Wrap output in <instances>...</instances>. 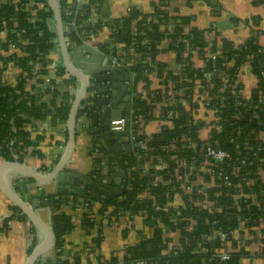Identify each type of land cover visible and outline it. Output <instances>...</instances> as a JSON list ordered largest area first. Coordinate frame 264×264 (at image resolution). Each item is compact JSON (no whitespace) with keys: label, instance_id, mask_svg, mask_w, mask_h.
Listing matches in <instances>:
<instances>
[{"label":"built area","instance_id":"2783aa9c","mask_svg":"<svg viewBox=\"0 0 264 264\" xmlns=\"http://www.w3.org/2000/svg\"><path fill=\"white\" fill-rule=\"evenodd\" d=\"M21 0H13L18 4ZM88 0H68L66 6H62L60 0H48L47 4L54 9L55 2L60 14H64L67 23H63L64 40L67 47L69 45L76 47L79 44H86L100 50L108 55L114 64L127 67L132 72L134 77V101H144L149 106L150 112L146 118L142 114H137L132 109L131 118V140L133 141V149L138 160L141 163L138 166H130V178L135 174L145 176L147 179L142 185L144 188H131V179L129 181L127 191H134V198H128L124 193L119 202H127L130 206L127 209L119 208L116 205H105L103 203L107 196L100 195L96 197L97 202L102 204L100 211L94 210V201L90 198H69V204L73 210L87 214L92 220L99 218L115 219L126 218L135 220L140 218L145 223L149 224L153 232L155 227H161L165 230V237L168 239V231H178L182 238L180 224H187L188 231H193L199 223L208 226V230L203 232L199 239L200 250L210 256V260L219 262L229 261L233 254L240 253L242 250H250L252 247L257 250L259 255L264 254V157L258 153L264 150V132L260 133L256 140H259L258 148L252 146H244L249 154L243 155L239 150L222 148V139L216 140L215 136L224 128L223 106L228 96V92L236 94V84H229L228 74L220 73L216 68L204 73V78L184 76L183 70L187 66L185 58L192 48L184 39L185 49L180 55L181 59L177 70H172L169 67L165 71L172 72L173 76H178L175 80L166 76L164 73L163 90L156 89L150 80V73L155 69L158 70L156 64L152 62L150 56H143L142 53L136 52L134 45L126 47V52L116 53L108 51L107 46L100 45L96 47L89 40L94 38L96 33L91 32L82 39V43H76L70 38L72 30L82 27V23L77 22V10L71 8V5H82ZM8 0H0V6L7 4ZM21 4V3H20ZM45 2H35L30 0L24 4L25 11L29 13L28 20L35 24L38 18V10L44 9ZM78 7V6H77ZM55 10V9H54ZM56 13V12H55ZM94 13V12H93ZM111 17H102L104 22L110 21ZM18 22V19L15 18ZM89 22H95L93 14L88 19ZM50 22V21H49ZM11 30L6 26L0 27V68L3 69V83L10 86H16L20 79L27 77L25 72L17 63V56H26V51L21 47L27 44V39L23 37L17 26ZM174 21L167 24L163 29L166 32H172L174 29ZM112 28V27H111ZM113 37L114 36V29ZM136 32V28H134ZM10 33H15L17 40L10 38ZM42 35L43 32L40 31ZM67 34V35H66ZM210 31L205 33V38L209 45L214 40L209 38ZM58 39H53L54 47L49 51L46 57L50 60L47 66H44L39 61H31L34 65L32 75L29 76L25 83V90L31 94H40L44 91L45 86L50 85L53 89L61 92L68 91L73 96L72 106L82 87V80L66 68L59 59L53 58V52L58 46ZM171 39L167 36L163 39L160 47L163 44H170ZM7 43V47L3 44ZM197 52V51H196ZM132 54V58L127 57ZM187 55V56H186ZM204 62L202 65L195 66L204 70L207 67L210 59L215 60L216 55L212 52L211 47H206ZM2 56H13L6 63L1 59ZM14 65L19 69V77L16 84H12L7 80V70L10 65ZM137 64H144L151 67L147 71V80L139 78V74L133 67ZM47 68L48 73L42 74L41 69ZM64 71L61 72V69ZM97 75L87 74L88 90L79 105V110L84 112L78 116L79 119L89 121L90 114L86 111H91L95 106L98 98L97 89L103 86L111 87V81L98 82ZM215 78L222 79V85L219 88L215 87ZM41 79L42 81H38ZM65 80H72L70 83H65ZM33 81L34 91L29 88V83ZM39 87V89H37ZM61 98H58L60 101ZM216 100L222 102L221 105ZM243 107L242 102H239L236 107ZM134 107V105H133ZM187 116V121L180 126L176 125L175 119L181 115ZM242 117L241 114H234L232 118L237 120ZM157 119L160 121V133L158 136H164L163 132L171 131L167 140L164 138V143L153 146L154 137L148 135L145 126L148 121ZM126 124L125 118L113 119L111 127L113 131L124 130ZM89 126V123L83 127ZM194 128L193 131H176L177 127ZM163 130L165 131H162ZM31 130V129H30ZM206 133L204 134V132ZM242 128L239 129L241 133ZM256 132V131H252ZM140 135L142 139L138 140ZM31 138L34 136L31 134ZM162 138V137H161ZM15 140H11L9 145H13ZM32 148V147H30ZM28 148V149H30ZM239 149V147H236ZM27 149V151H28ZM27 154L26 151H15L14 157L19 158L20 155ZM92 155L96 158L106 157L99 143L94 144ZM26 156V155H25ZM238 160V164L234 159ZM241 164L243 167L255 165L256 170L247 169L240 171ZM235 178V179H233ZM101 181L102 177L99 178ZM96 202V203H97ZM105 206V207H104ZM104 209V210H103ZM103 210V211H102ZM159 212L160 216L149 219L150 211ZM194 211L195 214L191 212ZM116 212V213H115ZM174 226L167 225V221ZM224 219V221L222 220ZM237 222L236 227H226V222ZM167 232V233H166ZM216 241L219 247L211 249L207 246L209 242ZM206 244V245H203ZM180 246V244H178ZM173 246L167 251L173 250ZM253 249V251H254ZM122 260V259H121ZM137 264H147L144 261H138Z\"/></svg>","mask_w":264,"mask_h":264},{"label":"trees","instance_id":"16d2710c","mask_svg":"<svg viewBox=\"0 0 264 264\" xmlns=\"http://www.w3.org/2000/svg\"><path fill=\"white\" fill-rule=\"evenodd\" d=\"M30 0H21L20 3L16 4L13 0H8L7 4L0 6V27L6 26L9 29H13L15 23H17L18 30L22 33L23 37L27 39V44L21 45V47L26 51V56H17L16 63L27 72L28 76L20 79L16 86H10L3 83L2 73L3 69L0 68V154L8 162H22L24 160V155H20L19 158L14 157L15 151H26L30 147H37L41 136H36V138H31L30 126H35L36 121H43L48 118L56 123L59 120H68L70 118L73 96L70 95L68 91L61 92L57 89H53L50 85L45 86L44 91L40 94H31L25 90V83L28 77L32 75L31 61H39L44 66L50 62L46 57L49 51L54 47L55 43L53 39H59V32L55 28L56 13L55 10L47 4L48 0H33L35 2H45L46 6L42 10H38L39 20L32 24L28 20L29 13L25 11L24 4L28 3ZM68 0H60L61 5L66 6ZM162 2H167L168 0H161ZM102 0H88L86 4L82 5H71V8L77 10V22L82 23V27L76 30H72L70 38L76 43H82L84 36L90 34L91 32L98 33L105 26H110L114 29V36L116 40L126 43L127 47L134 45L136 52L142 53L143 56H150L152 62L155 61L157 54L160 52V44L163 39L167 36L171 39L169 47L177 50L182 55V51L185 49L184 39L188 40L189 45L193 49H198L200 54H205L206 47H211L212 52L216 55L215 60L210 59L208 61L207 67L202 71L195 68L192 65V60L190 56L185 58L187 66L184 68V76L187 77H200L204 78V73L211 71L216 68L220 73H227L229 84H236V80L239 76V72L243 64L250 63L253 73L257 76L258 83L253 89L250 99L242 98L239 93V86L237 85L235 90L236 94L228 92V96L224 102L222 108L224 117V128L221 132H218L215 136L216 140L222 139V148L239 150L243 155H247L249 151L244 148V146H252L258 148L259 140L256 137L262 132H264V45L260 44L258 39V34L253 33V35L248 38L242 44H235L234 42L221 38L218 39V34L216 39L209 45L205 38V33L210 30H199L193 29L189 34H186L183 29V24L186 18L180 17L178 15L170 13L166 9L158 8L153 15L145 14L141 12L138 8L132 7L127 15L121 18H113L110 21L104 22L103 20H98L97 22H89L88 19L92 16L93 12L101 13ZM264 0H255V4H261ZM78 6V7H77ZM63 23H67L69 19H66L65 15L61 14ZM18 19V22L15 21ZM50 21V22H49ZM174 21V29L172 32H166L163 29L167 24H171ZM136 28V32L134 31ZM40 31L43 34H40ZM67 35V34H66ZM10 38L17 40L15 33H10ZM3 47H7V43L3 44ZM130 59L132 54L128 55ZM13 56H2L1 59L6 63L11 60ZM139 74V78L146 79L147 71L151 69L150 66L144 64H137L133 67ZM159 72L161 74L166 73V66L163 64L158 65ZM64 68L61 69V72ZM166 71V72H165ZM41 73H48L47 68L41 69ZM169 78L175 80L178 76H173L172 72L168 71L166 73ZM38 81H42L38 79ZM72 80H65V83H70ZM221 78H215V89L222 85ZM47 96H50L48 98ZM58 98H61L58 101ZM92 107V110H96L98 104ZM219 105L222 104L220 100H216ZM239 102H242L243 107H236ZM134 112L137 114H142L146 118H150L148 113L150 112L149 106L146 102L136 101L134 103ZM86 111L91 115L93 111L86 109ZM84 111L79 110L78 116H80ZM234 114H241L240 119L232 118ZM176 125L186 123L187 116L181 115L179 118L175 119ZM242 128L241 133L239 129ZM193 131L194 128L177 127L173 132L176 131ZM92 131V130H91ZM252 131H256L253 132ZM171 131H165L161 137L156 136L153 139V146L164 143V138L167 140ZM93 134V133H92ZM140 140L142 137L137 136ZM11 140H15L13 145H9ZM239 147L237 149L236 147ZM252 152V151H250ZM247 155L252 158L251 154ZM35 153L39 154V150L35 149ZM260 156L264 157V150H260L258 153ZM130 166H138L141 160L137 159L135 152H130L127 156ZM102 159L97 158L95 162V170L92 173V177L96 180H100L102 177ZM234 162L238 164V160L235 158ZM250 169L253 174L256 170V166H245L241 164L240 171ZM145 176L135 174L131 177V188H144L142 185L146 181ZM235 179V178H233ZM93 192H95L93 190ZM97 193V192H96ZM134 191H127L125 195L128 198H134ZM101 194L97 193V197ZM68 199L57 198L55 202L52 203L53 210H55L52 216V226L55 231V249L57 251L58 259L57 264H81L80 259L74 261H69L63 259L62 250L64 247L63 234L65 231L70 230L73 227L71 217L64 211L59 212L61 207L68 203ZM103 203L105 205H116L119 208L127 209L130 206L127 202H119L117 198L106 197ZM105 207V206H104ZM104 210V209H103ZM102 210V211H103ZM116 213V212H115ZM195 214L194 211L191 212ZM160 216L159 212L155 210L150 211L149 219L157 218ZM12 217L22 218L23 215L17 209ZM167 225L173 227L172 223ZM224 221V219H222ZM65 223L66 229L61 230L60 224ZM97 221L92 220L87 214L83 215V227L92 229L95 227ZM226 227H236L237 222H226L224 223ZM188 225L180 224L182 231V238L180 246H177L173 250L168 252L170 249L168 244V239L164 236L165 230L161 227H155L153 235L146 241L140 244L134 245L127 249L123 259L119 260L117 257L106 261L99 259L98 264H137L138 261H144L147 264H213L210 256L203 253L197 252L200 250L199 239L203 232L208 230V226L199 223L193 231H188L186 228ZM151 244L152 247L148 245ZM206 245V244H203ZM211 249L219 247L213 246L211 242L207 244ZM242 251L238 254L232 255L231 259L226 262L215 261L214 264H239L238 260L241 256ZM261 256H264L261 255Z\"/></svg>","mask_w":264,"mask_h":264},{"label":"crops","instance_id":"0c3cea01","mask_svg":"<svg viewBox=\"0 0 264 264\" xmlns=\"http://www.w3.org/2000/svg\"><path fill=\"white\" fill-rule=\"evenodd\" d=\"M87 2L84 1L83 3L86 4ZM132 7H136L141 12L149 15H153L160 8L166 9L170 13L180 17H185L183 29L186 34H189L193 29L210 30L211 34L209 38L211 40L216 39V35L218 34V39L225 38L235 44H242L253 33H257L260 44L264 45V2L255 4V0H168L167 2H162L161 0H102L100 4L101 13L94 12L93 17L95 22L102 20L103 16L121 18L127 15ZM55 28L59 32L57 19L55 20ZM112 33V28L105 26L96 33L94 38L89 40V43H94L96 47L100 45L107 46L108 51L111 50L116 53L126 52V43L116 40ZM58 35V46L53 52V58L59 59L73 76L78 78L76 73H85V70L77 66L80 63V59H77L78 53L74 52V49L80 48L84 44H79L76 47L69 45L67 47L68 52L70 51L73 54L72 56L65 55L60 34ZM187 43L189 44L188 40ZM86 55L90 56L87 53ZM188 56H190L195 66L199 67L204 62L205 55L200 54L198 49L192 48L189 50ZM107 58L110 59L108 55ZM180 59V52L170 48L169 44H163L154 63L157 68L159 64H163L166 68L169 67L172 70H177ZM68 64L71 69L68 67ZM94 66L96 70L102 68L98 62ZM126 69L129 70L127 67ZM162 75L164 76V74H161L156 69L150 73V80L156 89L163 90L165 79ZM18 77L19 69L11 64L7 70V80L12 84H16ZM110 81L111 88L113 83L122 86L125 82L122 75H120L118 82ZM257 83L258 79L252 71L251 64H243L236 80L240 96L244 99H250ZM34 84L35 82L33 81L29 83L31 91L35 90ZM106 96L108 95L103 94L100 96L98 94L97 100ZM121 107H123V104H121ZM98 109L97 107L94 112ZM92 115L90 114L89 121L86 122L77 116L76 144L67 166L90 175L95 170L97 159L92 155L95 140L91 130L96 129L100 125L94 124ZM87 122L89 126L84 128L83 125ZM160 124V121L157 119L148 121L145 126L148 135L145 136H158ZM30 129L34 138L39 135L41 136V140L36 148L32 147L28 149L24 160L20 163H23L41 176L47 177L61 162L67 149L70 137L69 119L59 120L56 123H53L50 118L36 121L35 126H30ZM162 131L165 130L162 128ZM121 147H124V152L127 156L130 152L134 151V149L130 151L127 144L121 145ZM35 149L39 150V154L35 153ZM105 156L101 157L103 160L102 180L114 184L118 180L114 159L109 150H105ZM7 163L9 162L0 154V264H26L30 254L45 239L46 234L9 198L2 186L1 179L31 208H34L33 200L35 198H44L55 191V182H40L16 168H6L3 171ZM130 179L129 177V181ZM82 183L83 180L79 179L78 184L81 185ZM42 190H45V195L41 194ZM53 197L51 196L50 198ZM96 197L97 193L90 190L87 197L69 195L62 198L68 200L69 198H90L94 201ZM96 202L97 199L94 201L93 208L96 211H100L102 204ZM52 206L51 203L50 206L41 205L34 208L39 218L49 226H52V216L55 213ZM17 209L23 215L22 218L12 217ZM61 211L68 214L73 223V227L63 234L64 247L61 256L63 259L71 262L80 259L81 264H98L100 258L109 261L115 257L121 260L128 248L148 240L153 235V230L149 224L140 218L132 221L126 218L119 220L99 218L96 220L95 227L88 229L82 225L84 215L82 211L76 213L69 203L64 204L59 212ZM167 236L169 247L173 246V248H176L180 244V232L168 231ZM213 242V246H217ZM253 249L252 247L247 251L242 250L238 260L239 264H264V256L259 255L257 250L254 249L253 251ZM57 259L58 255L54 244L51 249L40 256L36 264H57Z\"/></svg>","mask_w":264,"mask_h":264},{"label":"water","instance_id":"95a60500","mask_svg":"<svg viewBox=\"0 0 264 264\" xmlns=\"http://www.w3.org/2000/svg\"><path fill=\"white\" fill-rule=\"evenodd\" d=\"M53 4L56 12L57 22L59 24L58 30L60 38L65 51L64 54L72 56L73 53L70 51L68 52L67 45L64 40L61 14L56 7L55 2H53ZM74 50V52L78 53L77 59H80V63L77 66L85 70V73H76V76L82 79V87L71 109L69 118L70 137L67 149L63 158L61 159V162L47 177L41 176L20 162H9L3 168V171L6 168H16L17 170L32 176L43 183L55 182L56 189L52 194H48L44 198L37 197L33 200L34 208H37L41 205L50 206L51 203L55 202V199L60 197H68L69 195L87 197L90 190H94L95 192L107 197H120L127 191L129 184V161L127 160V155L124 152V147H121V145L123 146L124 144H127V146L130 148V151L133 150V144L131 140V118L135 84L133 74L125 67L114 64L111 59L107 58L106 54L92 46L84 44L80 48L78 47ZM86 53L90 56L86 55ZM96 62H98L102 67L100 70L95 69L94 65ZM68 67L71 69L69 64ZM88 73L93 75L98 74L99 76L97 81L100 83L107 82L109 80L118 82L120 75L123 76L125 81L122 86H120V84L113 83L112 88L109 86H103L97 89V94L100 96L103 94H107L108 96L97 101L99 109L96 112H93L92 115L94 124H100L96 129L92 130L94 140L96 143L100 144L103 150H109L114 159L116 176L118 177V180L114 184L96 180L90 174H85L76 170L75 168L67 167L75 149L78 108L88 90V79L86 77ZM121 104H123V107H121ZM119 118L126 119L125 128L121 131H113L111 127V121L113 119ZM79 179L83 180L81 185L78 184ZM1 183L9 198L21 208L23 213L27 215L37 227L41 228L46 234L45 239L34 248L26 263L36 264L40 256L54 246L56 238L55 231L52 226L45 224L36 214L34 208L27 206V204H25V202L11 190L2 179ZM41 194L45 195V190H42ZM51 196L54 197L50 198ZM60 229H66L65 223L60 224ZM213 243L216 244V241ZM148 246L152 247L151 244Z\"/></svg>","mask_w":264,"mask_h":264},{"label":"flooded vegetation","instance_id":"af4514ba","mask_svg":"<svg viewBox=\"0 0 264 264\" xmlns=\"http://www.w3.org/2000/svg\"><path fill=\"white\" fill-rule=\"evenodd\" d=\"M133 105H134V103H133ZM102 195V194H101Z\"/></svg>","mask_w":264,"mask_h":264},{"label":"rangeland","instance_id":"374dc122","mask_svg":"<svg viewBox=\"0 0 264 264\" xmlns=\"http://www.w3.org/2000/svg\"><path fill=\"white\" fill-rule=\"evenodd\" d=\"M50 98V96H48Z\"/></svg>","mask_w":264,"mask_h":264}]
</instances>
